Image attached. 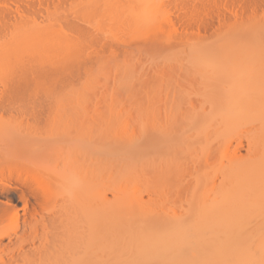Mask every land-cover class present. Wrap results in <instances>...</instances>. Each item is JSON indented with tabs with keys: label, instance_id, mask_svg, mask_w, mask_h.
Listing matches in <instances>:
<instances>
[{
	"label": "bare ground",
	"instance_id": "1",
	"mask_svg": "<svg viewBox=\"0 0 264 264\" xmlns=\"http://www.w3.org/2000/svg\"><path fill=\"white\" fill-rule=\"evenodd\" d=\"M147 68H264V0H0V264H264V131L169 216ZM229 97L222 127L256 116Z\"/></svg>",
	"mask_w": 264,
	"mask_h": 264
},
{
	"label": "rangeland",
	"instance_id": "2",
	"mask_svg": "<svg viewBox=\"0 0 264 264\" xmlns=\"http://www.w3.org/2000/svg\"><path fill=\"white\" fill-rule=\"evenodd\" d=\"M149 69L147 71L149 74L151 73V81L149 84V94L151 93L149 97H151V102L149 101L148 107L149 111H152L149 112L148 122L151 125L152 123L150 121H154L156 118L160 124L158 125L155 119L153 125L156 126L157 124L160 126L159 132L166 135L164 136L165 138L162 137L163 140L161 139L162 141L156 145L157 147L152 145L150 149L152 148L153 150L149 149L150 151L146 152L145 156L141 155L138 157L140 159L143 157L145 160L148 159L149 163V160L152 159V161H158V164H160L158 165L156 163L154 166L161 167L162 174L159 169L157 170L160 171V174L152 173L156 170L152 171V169H149V166L147 170L149 179L147 182L152 179V182L156 185H151V188L155 187L154 193L157 191L158 199L161 197L162 199L160 200L164 201L162 205V203H159L160 200L158 201L156 199L159 205L163 206H161L163 211L166 210L165 212L169 216L175 211L176 214L179 212L180 214H186V211L190 210L187 204L190 203L192 198L195 197L194 199H198L199 201L201 197H204V200H206V197L215 196V191H217L220 185H223V189H226L224 190L226 191V193L224 192L225 194L230 195L234 193L235 191L231 188L232 186L227 183L229 178L225 177L226 172H231L228 168L231 166L233 168L235 166L236 168V163L243 164L248 159L254 158L258 153L256 158L261 159L263 156L262 151L264 152V142L262 147L260 145L262 142L260 141L259 143L260 139H258L259 134L264 131V68ZM231 76H235L233 77L234 79ZM242 79L247 80L245 86H243ZM237 80L239 82L241 81L242 84L239 83L240 86H238L239 84L235 83L236 89L232 91L234 96H231L235 98H231L229 97L232 94L230 90L234 86L233 82H237ZM240 87L242 88L240 89ZM226 93L229 95L226 96ZM223 96L226 97V100L228 97L230 100H235V103L238 99L240 100L242 98L243 100V97L252 100L254 103L252 106L255 110L250 111L248 109V111L244 107V116L248 115L249 112L253 116L257 112L256 116H250L248 119L247 117H243L238 123L236 122L232 126L229 125L227 128L222 127L220 121L219 123L216 119L215 122V118L216 116L220 118L222 110H224L222 109L224 107L223 103L225 102ZM237 102L239 105V101ZM255 142L259 143L260 146H258V153H256L257 150L252 148ZM157 157L159 159L162 158L160 160L162 164ZM158 175H160L159 178ZM228 175L230 174L228 173ZM154 176L155 179L158 178L156 181H153L154 178L152 177ZM237 179L236 177L234 181H237L238 184L240 178L239 181ZM141 183L143 185V182ZM228 189L229 191H227ZM222 190L220 187V191ZM143 192V199L145 201L149 200H146L148 198V196L146 197L147 192L145 191L144 194ZM148 194L150 196L151 192L149 193L148 191ZM106 195L108 199H111V194L109 195L106 192ZM152 197L154 195L150 196V198ZM216 197H218L217 194L215 199ZM159 205L157 206L158 208H160ZM171 209L172 213L170 211ZM251 225L254 224L252 223Z\"/></svg>",
	"mask_w": 264,
	"mask_h": 264
}]
</instances>
